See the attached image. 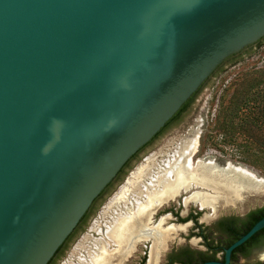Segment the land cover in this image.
Instances as JSON below:
<instances>
[{
    "label": "water",
    "instance_id": "water-1",
    "mask_svg": "<svg viewBox=\"0 0 264 264\" xmlns=\"http://www.w3.org/2000/svg\"><path fill=\"white\" fill-rule=\"evenodd\" d=\"M263 39L264 0H0V264H48L124 165Z\"/></svg>",
    "mask_w": 264,
    "mask_h": 264
},
{
    "label": "flooded vegetation",
    "instance_id": "flooded-vegetation-1",
    "mask_svg": "<svg viewBox=\"0 0 264 264\" xmlns=\"http://www.w3.org/2000/svg\"><path fill=\"white\" fill-rule=\"evenodd\" d=\"M178 123L174 122L165 128L163 133L157 138H153L124 165L113 181L93 202L73 233L48 264H87L90 262V258L97 254L105 244L102 235L105 228L115 217L118 219L128 212H136V206L140 199L138 192L145 190L155 175L161 170L165 171L164 168H167V164L177 156L176 152L180 150L181 144L172 157L160 150L149 157H143L166 131ZM192 157H196V155L194 154ZM142 167H147L150 174L136 181L139 184V191L135 193L129 188L124 200H119L120 194L125 190L128 182ZM185 196L181 195L165 207L156 210L150 218L149 229L160 226L162 230H173L154 260L151 259L152 241L140 240L136 242L129 254L120 259L114 258V264H225L226 251L246 234L248 225L254 220L247 217L260 209L246 215L228 216L221 213L227 208L223 202L217 203L212 210L194 203L185 205L183 201ZM107 197H109L108 203L102 206L88 230V232L92 231L96 238L92 239L88 234L81 236L74 249L67 253L68 247L80 235V232L92 219L93 213ZM164 218L166 220L160 223ZM107 248L109 251L116 250L114 244H109ZM64 255L67 258L61 262ZM227 264H264V229L233 250Z\"/></svg>",
    "mask_w": 264,
    "mask_h": 264
},
{
    "label": "rangeland",
    "instance_id": "rangeland-1",
    "mask_svg": "<svg viewBox=\"0 0 264 264\" xmlns=\"http://www.w3.org/2000/svg\"><path fill=\"white\" fill-rule=\"evenodd\" d=\"M194 139L197 140L196 157L192 158L194 165L209 163L218 170L230 165L246 170L258 180L253 182L254 190L245 192L233 205H225L227 208L221 213L241 216L264 208V43L236 57L216 72L179 123L166 131L143 157L159 150L172 157L180 144L181 149L186 142ZM196 189L208 195L214 194L203 188ZM109 197L93 213L67 253L74 249L81 236L88 234L92 239L96 238L88 230ZM115 218L105 228L103 238ZM65 258L66 255L61 262Z\"/></svg>",
    "mask_w": 264,
    "mask_h": 264
},
{
    "label": "bare ground",
    "instance_id": "bare-ground-1",
    "mask_svg": "<svg viewBox=\"0 0 264 264\" xmlns=\"http://www.w3.org/2000/svg\"><path fill=\"white\" fill-rule=\"evenodd\" d=\"M196 149V139L182 146L175 160L168 164L165 171L158 172L151 184L138 193V197L142 200L137 203L136 212H128L112 222L104 235V246L90 258L87 264H114L115 259L129 254L140 240L152 241L151 259L154 260L173 230H162L160 226L149 229L150 218L156 210L173 202L180 193L194 188L212 191L214 193L212 195L202 192L193 193L184 200V204L194 203L214 210L217 203L233 205L245 192L254 190L253 182L258 180L246 170L230 165L223 170H218L209 163L194 165L192 156L196 153ZM149 174L148 168L138 169L134 178L120 194L119 200H124L129 188L136 192L139 188L136 181ZM165 220L162 219L160 223ZM109 244H114L116 250L109 251L107 248Z\"/></svg>",
    "mask_w": 264,
    "mask_h": 264
},
{
    "label": "trees",
    "instance_id": "trees-1",
    "mask_svg": "<svg viewBox=\"0 0 264 264\" xmlns=\"http://www.w3.org/2000/svg\"><path fill=\"white\" fill-rule=\"evenodd\" d=\"M264 42V39L259 41L256 45L254 46H251L249 48H247L245 51H248L249 49L251 50L252 48H256L258 46H260V44ZM237 57L236 56H232L230 58H228L216 71L218 72L225 64H228L230 63L231 61H233L235 58ZM207 82H205L202 87L197 91V93H195L184 105L183 107L178 111L177 114H175V116L165 125V127L156 135L155 138H157L161 133H163V131L165 130V128H167L168 126H170L172 123L174 122H179L181 120V117L182 115L190 108V106L193 104V102L195 101L196 97L198 96V94L200 93V91L204 88L205 84ZM264 217V208L263 209H260L258 211H255V212H252L247 218L248 219H254L249 225H248V230L247 232L259 221L261 220L262 218ZM246 232V233H247ZM62 247L59 248V250L61 249ZM58 250V251H59ZM57 251V252H58ZM56 252V253H57Z\"/></svg>",
    "mask_w": 264,
    "mask_h": 264
}]
</instances>
